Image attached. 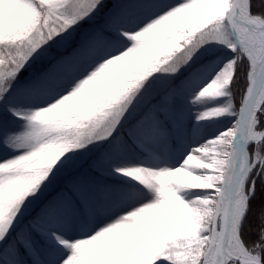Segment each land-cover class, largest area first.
I'll return each mask as SVG.
<instances>
[{
	"label": "snow or ice",
	"instance_id": "snow-or-ice-1",
	"mask_svg": "<svg viewBox=\"0 0 264 264\" xmlns=\"http://www.w3.org/2000/svg\"><path fill=\"white\" fill-rule=\"evenodd\" d=\"M0 264H264V0H0Z\"/></svg>",
	"mask_w": 264,
	"mask_h": 264
}]
</instances>
